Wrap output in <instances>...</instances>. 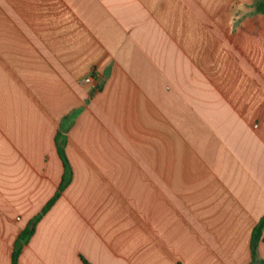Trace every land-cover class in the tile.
<instances>
[{
    "label": "crops",
    "instance_id": "0c3cea01",
    "mask_svg": "<svg viewBox=\"0 0 264 264\" xmlns=\"http://www.w3.org/2000/svg\"><path fill=\"white\" fill-rule=\"evenodd\" d=\"M259 1L0 0V264L62 183L67 127L72 181L19 264H252Z\"/></svg>",
    "mask_w": 264,
    "mask_h": 264
},
{
    "label": "trees",
    "instance_id": "16d2710c",
    "mask_svg": "<svg viewBox=\"0 0 264 264\" xmlns=\"http://www.w3.org/2000/svg\"><path fill=\"white\" fill-rule=\"evenodd\" d=\"M257 9L260 13L264 12V0H261L257 4ZM69 130V127L67 128H61L58 132L55 143L58 151V155L63 163L64 167V175L62 179V183L57 191V193L54 195V197L46 204V206L43 208L42 212L36 216L32 224L36 226L48 213L49 211L54 207V205L57 203V201L61 198L62 193L65 191V189L68 187V185L72 181L73 173L70 166V163L68 161V158L66 156L65 148H66V136L65 134ZM264 230V217L260 220L257 227L254 230L253 238L251 242V252H252V264H264L263 261H260L258 259L257 249L260 242H264L262 240V233ZM34 235V230H30V228H26L18 237L13 253H12V263L11 264H19V260L22 254V251L24 250V247L29 243L32 236ZM83 264H90L85 259H82Z\"/></svg>",
    "mask_w": 264,
    "mask_h": 264
},
{
    "label": "built area",
    "instance_id": "2783aa9c",
    "mask_svg": "<svg viewBox=\"0 0 264 264\" xmlns=\"http://www.w3.org/2000/svg\"><path fill=\"white\" fill-rule=\"evenodd\" d=\"M94 77L92 75H89L85 78L84 83L87 85H93L94 84Z\"/></svg>",
    "mask_w": 264,
    "mask_h": 264
},
{
    "label": "water",
    "instance_id": "95a60500",
    "mask_svg": "<svg viewBox=\"0 0 264 264\" xmlns=\"http://www.w3.org/2000/svg\"><path fill=\"white\" fill-rule=\"evenodd\" d=\"M30 229H31V230H33V229H34V226H33V225H31Z\"/></svg>",
    "mask_w": 264,
    "mask_h": 264
},
{
    "label": "clouds",
    "instance_id": "9594fccd",
    "mask_svg": "<svg viewBox=\"0 0 264 264\" xmlns=\"http://www.w3.org/2000/svg\"><path fill=\"white\" fill-rule=\"evenodd\" d=\"M240 7H241V10H243V6L241 5Z\"/></svg>",
    "mask_w": 264,
    "mask_h": 264
}]
</instances>
